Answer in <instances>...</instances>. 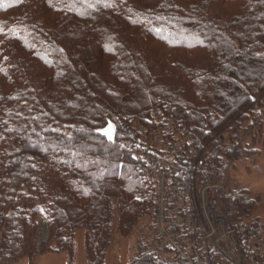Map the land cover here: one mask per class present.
<instances>
[{
    "label": "trees",
    "instance_id": "16d2710c",
    "mask_svg": "<svg viewBox=\"0 0 264 264\" xmlns=\"http://www.w3.org/2000/svg\"><path fill=\"white\" fill-rule=\"evenodd\" d=\"M153 108L189 133L203 177L223 173L264 113V0H0V264L33 260L39 217V253L70 261L82 229L87 264H104L113 212L128 236L152 205L122 144L134 122L155 134ZM110 121L112 142L98 133ZM228 195L262 223L244 190ZM138 240L128 264H183Z\"/></svg>",
    "mask_w": 264,
    "mask_h": 264
},
{
    "label": "built area",
    "instance_id": "2783aa9c",
    "mask_svg": "<svg viewBox=\"0 0 264 264\" xmlns=\"http://www.w3.org/2000/svg\"><path fill=\"white\" fill-rule=\"evenodd\" d=\"M182 137L183 143L186 135ZM154 142L159 141L142 135L122 144L152 184L144 224L148 253L169 261L179 258L183 264H264V223L256 226L240 219L225 183L216 176L198 182L194 174L187 175L179 159L190 161L194 152L175 156L166 150L169 142ZM185 176L188 183L182 180Z\"/></svg>",
    "mask_w": 264,
    "mask_h": 264
},
{
    "label": "rangeland",
    "instance_id": "374dc122",
    "mask_svg": "<svg viewBox=\"0 0 264 264\" xmlns=\"http://www.w3.org/2000/svg\"><path fill=\"white\" fill-rule=\"evenodd\" d=\"M160 116L161 113H159L158 110L155 108L151 110V118L155 121V123H158L161 120ZM159 123L157 129L155 130V134L153 135L147 133L146 129L140 123H132L127 129L129 131L127 134V140L129 138H140L142 135H145V137L150 136L152 140L169 142L166 147L167 149L164 146L162 147L168 151H173L175 156V152H194V157L190 161L193 162L192 166L194 163L198 164V168L195 170L192 166L187 168L189 169L186 170V173H188L187 175L190 173L194 174L193 179L198 182H203L209 176L214 175L217 177V180L225 183L227 189L235 188L237 190H244L247 198L253 201L250 217L258 218L262 223H264V113H261L260 116L255 119L253 126H249L244 129L234 150L230 153V156H224V158H226L224 160H226L227 166L225 167L223 173L218 174L217 172H212L207 177H203L202 172H200V161H195L197 152L190 146V136L186 129L183 126L177 125V123L173 121H169L166 126H159ZM160 128H163V131L167 134L165 140H163L159 134L162 133ZM184 134L186 135V140L182 143L181 139ZM217 141L220 143V147L222 149L231 145L229 133L224 132L221 135H218ZM159 142L154 143H158L157 145L161 146ZM217 151L218 150L215 149V152ZM137 196H140V194L136 195V197ZM116 216L117 213L114 211L112 219V240L110 248L106 254L104 264H128L136 253L139 243L138 239L141 238L145 242L144 224L147 216L140 220V227H137L135 231L131 232L128 236H122L119 234L117 230ZM36 231L37 253L40 249V244L48 235L47 227L43 219L40 217L37 220ZM67 259L64 252H43L36 260L33 259L32 261H28L27 259H22L11 264H67ZM71 259L72 264H86L84 253V231L82 229H77L75 232L74 250Z\"/></svg>",
    "mask_w": 264,
    "mask_h": 264
},
{
    "label": "snow or ice",
    "instance_id": "6c2138e0",
    "mask_svg": "<svg viewBox=\"0 0 264 264\" xmlns=\"http://www.w3.org/2000/svg\"><path fill=\"white\" fill-rule=\"evenodd\" d=\"M104 134L108 137L109 140L113 139V135L115 133V126L109 123L108 128L102 130Z\"/></svg>",
    "mask_w": 264,
    "mask_h": 264
},
{
    "label": "crops",
    "instance_id": "0c3cea01",
    "mask_svg": "<svg viewBox=\"0 0 264 264\" xmlns=\"http://www.w3.org/2000/svg\"><path fill=\"white\" fill-rule=\"evenodd\" d=\"M48 252H52V253H63V252H53V251H48ZM84 253H85V237H84ZM42 253H39V251H37V253L35 254V256H34V260H36L37 258H39L40 257V255H41ZM72 256H73V254H72ZM68 257H67V255H66V259H67ZM72 258V257H71ZM85 259H86V254H85ZM67 264H72V259H70V261H69V259H67ZM86 264H87V259H86Z\"/></svg>",
    "mask_w": 264,
    "mask_h": 264
},
{
    "label": "water",
    "instance_id": "95a60500",
    "mask_svg": "<svg viewBox=\"0 0 264 264\" xmlns=\"http://www.w3.org/2000/svg\"><path fill=\"white\" fill-rule=\"evenodd\" d=\"M109 123H111L112 125H114L115 126V133H114V135H113V139H111V140H109L108 139V137L104 134V132L102 131V130H104V129H107L108 128V125H109ZM98 133L99 134H101V135H103L108 141H110V142H112V141H114L115 140V134H116V125L113 123V122H108V124L104 127V128H101V129H99L98 130Z\"/></svg>",
    "mask_w": 264,
    "mask_h": 264
}]
</instances>
